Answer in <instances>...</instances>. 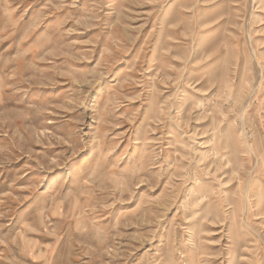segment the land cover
<instances>
[{"label": "rangeland", "instance_id": "1", "mask_svg": "<svg viewBox=\"0 0 264 264\" xmlns=\"http://www.w3.org/2000/svg\"><path fill=\"white\" fill-rule=\"evenodd\" d=\"M0 264H264V0H0Z\"/></svg>", "mask_w": 264, "mask_h": 264}, {"label": "bare ground", "instance_id": "2", "mask_svg": "<svg viewBox=\"0 0 264 264\" xmlns=\"http://www.w3.org/2000/svg\"><path fill=\"white\" fill-rule=\"evenodd\" d=\"M250 151V150H249Z\"/></svg>", "mask_w": 264, "mask_h": 264}]
</instances>
